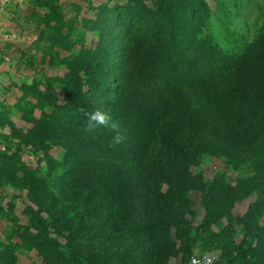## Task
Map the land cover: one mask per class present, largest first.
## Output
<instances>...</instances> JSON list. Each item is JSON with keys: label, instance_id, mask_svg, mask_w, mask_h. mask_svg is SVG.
<instances>
[{"label": "trees", "instance_id": "trees-1", "mask_svg": "<svg viewBox=\"0 0 264 264\" xmlns=\"http://www.w3.org/2000/svg\"><path fill=\"white\" fill-rule=\"evenodd\" d=\"M183 9L199 25L210 13L202 0H178L173 16ZM165 10L172 40L175 18ZM110 17L99 13L85 21L97 39L61 79L71 108L108 111L119 128L89 132L76 118L57 133L14 134L8 144L16 152L43 153L48 167L16 180L0 172V185L18 190L16 199L27 193L25 224L10 203H0V216L51 255L52 264H170L179 253L188 264L213 249L221 251L213 264H264L256 247L264 235V21L245 52L229 56L210 37L196 36L171 52L168 42L154 40L161 31L150 39ZM100 65L105 74H96ZM236 127L249 137L237 141ZM117 130L126 138L111 147ZM9 134L0 132L3 142ZM142 144L162 157L157 185L147 175L153 156L139 152ZM53 146L59 158L48 155ZM214 153L225 158V169L202 184L200 167ZM244 168L255 174H241ZM189 190H201L203 218L194 236L177 246L171 229L190 226L187 212L196 217L184 201ZM253 195L257 200L244 216L234 212ZM238 231L245 233L241 242ZM197 240L202 250L193 253ZM6 259L0 256V264Z\"/></svg>", "mask_w": 264, "mask_h": 264}, {"label": "rangeland", "instance_id": "rangeland-1", "mask_svg": "<svg viewBox=\"0 0 264 264\" xmlns=\"http://www.w3.org/2000/svg\"><path fill=\"white\" fill-rule=\"evenodd\" d=\"M202 1L210 9L203 25L185 14L184 9L178 11L180 14L177 17L173 16L178 0H167V7L162 0H12V9L9 10L14 12L11 18L4 21L7 24L3 25L5 29H1L0 33L3 42L0 54V132L10 133V141L3 142L0 138V172L8 173L10 178L16 180L25 172L38 174L47 170L43 153L35 155L29 150L18 153L13 145L8 144L14 140V134L22 132L38 136L52 131L57 133L59 128H65L67 123L72 124L76 118L87 125L86 118L79 111L80 104H75L80 106L79 109L71 108L73 105L69 104L68 92L62 90L61 77L69 71V66L83 62L80 50L90 48L92 40L97 39L91 31H86L85 21L95 19L99 13L124 20L129 24L128 28L130 26L150 39L153 33L161 31L154 40L168 42L171 52H180L194 36L200 39L210 37L212 45L229 56L245 52L263 24L264 0ZM165 9L175 18L172 28L174 40H169L166 34L168 24ZM103 67H97L96 74H105ZM234 129L237 141L249 137L246 129ZM138 150L153 156L149 160L147 175L157 185L163 174L162 157H156L159 151L156 155L155 149L147 144L140 145ZM48 155L59 158L58 148L53 146ZM224 164L222 155H207L199 170L202 184L224 171ZM227 174L228 177L235 175L232 171ZM241 174L252 176L255 171L244 168ZM165 190L166 185L163 184L161 191ZM17 192L9 185H0V203L4 207L12 204L14 212L19 215V223L25 224L23 201L27 203V193L22 191L21 199H16L19 196ZM201 194V190L188 191L184 201L189 202L190 210L196 213V217L187 212L185 219L190 226L177 232L175 228L171 229L177 246H182L194 236L196 225L203 218ZM256 200L257 196L254 195L244 198L235 206L234 212L244 216L250 204ZM244 238L245 233L238 231L236 242ZM29 240L21 229L13 227L0 216V256L11 259L8 264H52L53 257ZM202 246L200 240L194 242L193 253L200 252ZM256 247L258 255L264 259V235L256 241ZM181 257L182 253H179L169 258L168 263L181 264Z\"/></svg>", "mask_w": 264, "mask_h": 264}, {"label": "clouds", "instance_id": "clouds-1", "mask_svg": "<svg viewBox=\"0 0 264 264\" xmlns=\"http://www.w3.org/2000/svg\"><path fill=\"white\" fill-rule=\"evenodd\" d=\"M79 111L87 120L86 128L89 132H95L98 128H119V125L112 119V116L108 111L99 108L91 112L80 108ZM125 138L126 137L117 130L116 134L109 141V145L115 147L116 145L123 143Z\"/></svg>", "mask_w": 264, "mask_h": 264}, {"label": "built area", "instance_id": "built-area-1", "mask_svg": "<svg viewBox=\"0 0 264 264\" xmlns=\"http://www.w3.org/2000/svg\"><path fill=\"white\" fill-rule=\"evenodd\" d=\"M10 0H0V10ZM2 53V38L0 35V54ZM221 251L219 249H213L205 251L199 255L192 256L188 264H213L220 259Z\"/></svg>", "mask_w": 264, "mask_h": 264}, {"label": "crops", "instance_id": "crops-1", "mask_svg": "<svg viewBox=\"0 0 264 264\" xmlns=\"http://www.w3.org/2000/svg\"><path fill=\"white\" fill-rule=\"evenodd\" d=\"M11 4H13L12 0H10L7 4H5L3 8L0 10V33H1V29L2 30L5 29L4 26L5 24H7V23H4V21L7 20L8 18H11L12 13L14 12V11L9 10L11 8Z\"/></svg>", "mask_w": 264, "mask_h": 264}]
</instances>
